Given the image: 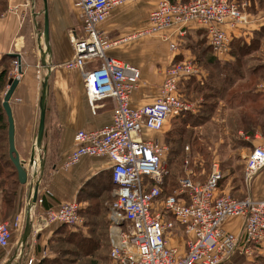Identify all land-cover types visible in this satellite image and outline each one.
Returning <instances> with one entry per match:
<instances>
[{"label": "built area", "instance_id": "built-area-1", "mask_svg": "<svg viewBox=\"0 0 264 264\" xmlns=\"http://www.w3.org/2000/svg\"><path fill=\"white\" fill-rule=\"evenodd\" d=\"M130 0H75L81 20L78 35L70 37L72 55L63 62L79 70L86 100L111 99L114 103L108 125L77 130L73 148L61 166L66 168L81 156L106 157L110 161L112 197L107 209L108 257L113 264H226L235 255L252 257L264 241V198H235L219 189L222 172L219 162L211 160L203 180L194 177L192 159L184 157L182 172L169 193L163 194L160 163L167 150L163 142L144 139L142 131H159L169 118L193 112V104L180 94L178 85L191 76L201 75L192 57L172 60L163 67V77L154 100L133 107L130 96L138 85L140 70L135 64L107 53L117 39L105 37L97 24L115 7ZM246 0H158L148 12L140 32H160L176 26L183 36L188 22L202 27L211 54L228 55L229 40L237 28L252 22L245 10ZM172 50L176 44L170 42ZM11 78L21 74L20 59L12 58ZM256 89L264 87V76ZM244 158L242 175L248 181L264 165V135ZM188 151V146H184ZM38 154V153H37ZM23 163L29 183V209L41 199L30 197L39 184V158ZM76 201L63 202L44 210L31 226L37 234L51 224L80 227L83 217ZM24 213L0 223V251L9 247L12 232L21 231ZM239 218L238 233L222 227L224 220ZM180 239L181 246L174 239ZM20 245V243H18ZM32 264V258L26 260Z\"/></svg>", "mask_w": 264, "mask_h": 264}, {"label": "crops", "instance_id": "crops-1", "mask_svg": "<svg viewBox=\"0 0 264 264\" xmlns=\"http://www.w3.org/2000/svg\"><path fill=\"white\" fill-rule=\"evenodd\" d=\"M157 1L130 0L113 7L97 24L105 37L117 39L107 48V53L135 64L140 70L138 85L130 96V105L133 107H139L154 100L163 77V67L172 60L192 57L189 53L191 40H198L204 35L202 27L194 22L186 24L183 36L177 35L176 26L166 27L160 32L141 33L140 30L147 23L148 12ZM45 3L47 49H43V61L40 59L42 54L39 46L44 48V44L41 39H38L42 27V0H33L35 14H32L30 10L31 0H5L4 7L0 9V69L5 63V60L1 61L3 53H16L20 59L21 74L8 99V105L12 119L13 145L19 160L24 162L28 160L35 140L41 81L45 72L47 73L43 134L39 148L34 149L35 154L38 153L41 164L38 169L39 184L36 194L41 202L29 209V222L32 226L39 221V215L48 208L55 207L59 203L76 201L80 205V211H83L88 205L101 201L107 193L109 198L112 197L113 188L109 175L110 161L106 157L81 156L76 163L66 168L61 166L74 146L72 140L74 132L108 125L114 103L106 98L95 100L90 105L86 100L79 70L63 65V62L72 55L70 37L78 35L81 30V20L75 0H45ZM251 13L252 15L254 13L256 18L247 26L237 28L234 35L247 40L253 28L264 24V8ZM263 38L264 34L258 48L253 51L259 50ZM170 42L176 44L175 50L170 48ZM13 57L16 56L9 58L8 65ZM225 58L231 57L228 54ZM43 62L49 66L48 71ZM257 63L264 64V61L253 64ZM263 76L264 74L261 77ZM8 81L9 78L5 74V85L1 91V97ZM184 84L182 80L178 89ZM255 90L261 92L262 105H264V87L260 90L255 87ZM161 132L162 129L144 130L141 135L144 139L162 142ZM257 134H261L259 128H255L253 133L254 136ZM258 143L259 139L252 140L254 146ZM221 172L222 179L218 183L221 191L230 194L229 191L237 187L238 195H242L239 198L245 196L253 199L264 198V165L246 182L242 175L238 186L230 185L229 181L221 185L224 178L223 171ZM205 176L199 178L196 175L194 178L204 179ZM29 178L30 176L28 180ZM3 192H9L11 196L9 204ZM28 195V181L25 184L18 182L13 193L7 191L5 186H0V223L10 221L18 213H24L23 227L27 215ZM106 201L107 199L104 198L101 204L107 218ZM57 226L51 224L43 227L36 235L31 232L30 226V232L22 246L18 245V248L11 252L9 247L0 251V264H26L28 258H32V264L33 261L37 262L41 257L40 253L45 250L46 240ZM222 227L231 233H238L240 219L228 218L223 221ZM70 228L86 230L84 220L80 227ZM21 231L12 232L10 242L13 239L18 240ZM178 240L174 239L180 247ZM254 255H264V241ZM234 257L226 264H230ZM11 258L13 259L9 263ZM251 258L248 257L246 260L250 261Z\"/></svg>", "mask_w": 264, "mask_h": 264}, {"label": "trees", "instance_id": "trees-1", "mask_svg": "<svg viewBox=\"0 0 264 264\" xmlns=\"http://www.w3.org/2000/svg\"><path fill=\"white\" fill-rule=\"evenodd\" d=\"M246 1L247 4L245 6V10L248 12H256L257 10L264 8V0ZM4 5L5 0H0V9H2ZM263 34L264 24H260L256 28L252 29L251 36L247 40L241 36H231L228 49V54L231 58L225 60H220L221 58H217L209 52L210 48L209 45L205 43L206 39L204 35L200 38L201 42L206 44V50L209 53L206 62L210 65L211 69L208 68L209 70L206 72V77L211 81L212 86H214L213 84H218V87H215V89L214 87H211V90L214 91L212 97L223 99L226 96L224 93H227L233 87L238 90V92H231L227 102L230 105V101L232 99H239L237 106L239 110L237 112L236 119L239 127L243 130L242 133L249 135H253L255 128H259V131L264 134V105H262V95L261 92L255 90L257 80L264 74V64L257 63L252 66H244V68L243 64L245 63L246 55L258 48ZM11 57L10 53H3L1 55V59H3L1 61L5 60V63L0 69V95L3 86L5 85V74L8 66L7 61ZM194 59L198 64L201 63L197 57H194ZM191 80L194 81V83H192ZM187 81L188 85H194L197 80H193V77H189L183 80V83H185L184 85L187 84ZM243 87H245V89H243ZM218 89H220L221 94L223 93V95H217L216 91H218ZM256 104L260 105L255 106ZM212 106L213 105L211 103L207 104L205 110L207 112H211ZM229 108L231 109L232 106H229ZM171 118L177 121V125L165 134L162 142H165L168 145L175 144L178 146L177 151H174L173 154L174 156L179 154L181 155L180 166L177 172V175L179 176L182 172L183 158L188 157L191 159L189 152L187 153L184 150V146L183 153L181 150L182 143L185 138L187 139L188 137L186 134V126H198L204 120L200 115H193L189 112H183ZM6 128V116L0 105V186H5L7 191L13 193L17 188L18 181L16 177V170L7 155ZM192 141L193 142H191V144L195 143L194 139ZM177 175L174 177V175H171L169 171H166L164 175H162L161 187L164 194L169 193L175 186ZM3 194L7 200V204H9L11 197L9 192H3ZM107 194L109 196V193ZM107 194L103 196L101 201L88 205L83 211H80L79 209V213L84 220L86 234L80 233L79 229L73 230L65 224L58 225L52 231L47 239V245L51 242L56 244L53 248L51 246L50 248L53 249L58 257L53 259L51 264H85L86 262H88V264H96L90 263L89 261L98 262L102 260L104 255L100 251L105 250V244L108 256V220L104 215L105 209L101 204ZM61 244H66L68 247H61ZM68 256L70 259H68ZM252 257L253 261L260 258L259 255H254ZM48 262V259L42 258L38 260L36 264H50Z\"/></svg>", "mask_w": 264, "mask_h": 264}, {"label": "rangeland", "instance_id": "rangeland-1", "mask_svg": "<svg viewBox=\"0 0 264 264\" xmlns=\"http://www.w3.org/2000/svg\"><path fill=\"white\" fill-rule=\"evenodd\" d=\"M249 13L252 15L251 12ZM255 18L256 15L253 13L251 18L252 21ZM191 42L192 44H190L189 53L190 55H192V57H197V59H199L201 62L200 64H198L201 72L199 78L201 79L191 76L193 77V80H197L198 83L197 81H195L196 84L188 85V81H187V84L184 85V88L179 87V92L185 100L193 104L194 111L193 112L187 111V112L193 115H198V116L200 115L201 117H203L204 121L198 126L197 125L186 126L187 129L186 134L188 137L187 139L185 138L184 142L182 143L181 150L183 153L184 152L183 146L185 145L188 146L187 153L189 152V155L191 156L192 159V163L190 164V166L193 168L192 170L195 171L197 177L203 178L205 176V174L208 171L209 162L214 159L219 162L220 168L223 171L224 178L221 182V185H223L226 181H229L230 185L238 186L242 178L241 176H242V167H243L244 158L247 155V153L250 151L252 146H254L252 144V140L254 139L258 140V137H255L254 135L242 133L243 130L239 127V124L236 119L237 117L236 115L239 110V108L237 107L239 99L238 98L232 99L230 101V105L227 102L228 101L227 99L231 95V92H236V91L238 92L237 89L233 87L230 91L224 93L226 94V96L223 99H220L218 97L216 98L212 97L214 91L211 90V87H214L215 89V87H218V84H213L214 86H212L211 81L206 77V72L209 70L208 68L211 69L210 65L206 62V59L209 55L205 46L206 42L202 43L201 39L191 40ZM225 59L227 58H221L220 60H225ZM261 60L264 61V38L259 50L253 51L252 53H250V55L249 54L246 55L243 68L244 66L245 67L252 66L253 63ZM11 62L12 60L9 62L6 71V75L8 76L9 79L11 78L13 72L10 70V68H12V66L10 65ZM192 83H194V81H192ZM243 89H245V87H243ZM216 92L218 96L223 95V93L221 94L220 89H218V91ZM210 103L213 106L211 107L212 108L211 112H207L205 110L206 105ZM259 105L260 104H256L255 106H259ZM229 106H232V108L230 109ZM175 125H177V121H175V119L172 118H169L164 123L161 132L162 141L165 137V134L168 131H170ZM257 136H259V134H257ZM193 139L195 143L191 144V142H193L192 141ZM166 147L167 150L160 163V168L162 170L163 175L166 171H169V173L171 175H174L175 177L178 174L177 172L180 166L181 155L179 154L174 156L173 154L174 151H177L178 149L177 145L166 144ZM197 180H203V179H197ZM237 189L238 188L235 187L233 188V190L229 191L232 197L239 198L240 196H242V195H238L239 192ZM108 198L109 196L107 194L105 199L109 201L111 197L109 199ZM79 232L82 234H86V230ZM178 242H180V239L178 240ZM18 243H19V239L11 240L9 245V249H10L9 251L11 252L13 249L18 248ZM55 245L56 244H54L53 242L47 245V240H46L45 250H43V252L40 253L41 255L40 259L42 258L48 259L49 261L48 263L51 264L52 263L51 261L58 257L57 254L53 251V249L50 248V246L53 248ZM61 245H62L61 247H68L66 244H61ZM100 252H102L104 255L102 260L98 262H91V261L89 262L96 264L98 263L113 264V262L107 256L106 244H105V250H101ZM68 259H70L69 256ZM36 263L37 262L33 261V264ZM85 264H88V262H86ZM230 264H264V255L260 256V258L254 261H253V257L250 259V261H247L246 258L237 256L230 261Z\"/></svg>", "mask_w": 264, "mask_h": 264}, {"label": "water", "instance_id": "water-1", "mask_svg": "<svg viewBox=\"0 0 264 264\" xmlns=\"http://www.w3.org/2000/svg\"><path fill=\"white\" fill-rule=\"evenodd\" d=\"M30 10H31L32 14H35V12L33 11V0H31ZM38 39H41L43 44H44V46H43L44 48H41L39 46L40 52L42 54V52L44 51L43 49H47V9H46L45 0H42V27H41V30L38 34ZM10 54H11V56H13V55L17 56L16 53H10ZM40 59L43 61V54L41 55ZM43 63H44V66L46 68V71H48L49 66L45 62H43ZM46 79H47V73L45 72V74L42 77L41 90H40V95H39V99H38V120H37L35 140H34L32 148H31V151L29 153L28 160H27L28 165H30L32 160H33V157L35 154L34 149H38L40 146V141H41V137L43 134L45 95H46V86H47L46 85L47 84ZM16 83H17V78L13 77V78L9 79L7 87L2 94L0 105H1V108L4 111V114L6 116L7 155H8L9 160L11 161L12 165L14 166V168L16 170L17 181L20 184H25V182H26V170L23 166L22 161L19 160V157H18L17 152H16L14 145H13V127H12L10 108L8 105V99L11 96L12 91H13ZM40 166H41V164L39 162V167ZM35 197H36V185L34 186L32 193H31L30 204L34 203ZM29 232H30V222L28 219V215H26V217L24 219L22 231L20 234V238H19L20 246H22L25 243V240H26ZM12 259L13 258H11L9 260V263L11 262Z\"/></svg>", "mask_w": 264, "mask_h": 264}]
</instances>
